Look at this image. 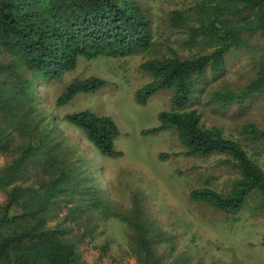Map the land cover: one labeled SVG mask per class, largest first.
I'll use <instances>...</instances> for the list:
<instances>
[{"label": "trees", "instance_id": "obj_1", "mask_svg": "<svg viewBox=\"0 0 264 264\" xmlns=\"http://www.w3.org/2000/svg\"><path fill=\"white\" fill-rule=\"evenodd\" d=\"M170 27L185 31L188 47L205 44L214 50L143 65L153 80L138 90L137 104L145 106L157 93L169 91L172 109L159 114V127L142 134L175 130L186 157L224 156L223 164L238 174L228 193L195 190L190 195L194 202L237 216L252 194L259 193V208L264 210V170L241 143L216 127L203 126L202 116L193 109L206 76H221L232 50L256 51L254 77L239 91L215 92V102L228 107L264 98V47L251 46L252 38L264 39V0H198L186 11L172 12ZM155 44L149 15L137 0H0V53L5 57L0 62V153L18 154L0 168V192L7 195L0 207V264H85L78 242L68 237L69 228L49 225L58 204L69 208L70 215L91 212L86 234L95 221L93 211L100 216L95 222L119 218L133 234L141 264H168L157 251V245L167 241L166 233L148 205L134 196L131 209L113 208L97 185L98 177L85 176L77 150L42 113L37 86L62 80L77 69L81 57L138 55ZM107 85L96 77L75 79L57 105L65 107L77 96L95 94ZM63 121L81 132L100 159L121 155L115 148L120 131L111 117L86 110L68 114ZM242 134L251 143H264V130L253 124ZM33 170L37 181L30 183Z\"/></svg>", "mask_w": 264, "mask_h": 264}, {"label": "rangeland", "instance_id": "obj_2", "mask_svg": "<svg viewBox=\"0 0 264 264\" xmlns=\"http://www.w3.org/2000/svg\"><path fill=\"white\" fill-rule=\"evenodd\" d=\"M147 11L155 34V46L147 53L126 57H81L74 72L62 80L37 84L40 109L54 127L63 134L81 161L85 176L98 177L97 185L107 194L116 211L132 208L134 196L142 199L150 213L166 233L167 241L157 245L168 264H264V210L259 208L261 195L254 193L245 209L237 216L216 211L209 205L194 202L191 193L204 188L228 193L238 174L226 167L224 156L189 158L184 155L175 130L143 135V131L160 126L159 114L170 111L171 92L161 91L147 105L136 102V93L152 82L143 65L178 55L193 58L214 49L205 44L195 48L186 45L187 34L170 27L171 13L188 10L198 0H137ZM251 46L264 47V39L254 37ZM252 51L232 50L226 56L225 72L213 78L207 75L194 101L193 109L202 116L207 128L216 127L223 134L241 143L249 156L264 170V143H251L242 134L247 125L264 130V98L248 100L243 105H218L215 92L239 91L254 77ZM5 57L0 53V62ZM100 78L108 85L101 91L77 96L65 107L58 98L75 79ZM111 117L120 131L115 148L117 158L100 159L96 150L81 132L63 121L64 116L82 111ZM20 143L19 139L16 145ZM161 156H164L161 159ZM18 157L16 152L0 153V168ZM37 181L33 170L30 183ZM7 195L0 192V207ZM70 204L69 207H73ZM61 204L49 216V225L68 227V237L78 242L85 264H141L134 250L132 232L119 218L92 212L95 221L86 234L87 211L79 216ZM74 216V217H72ZM75 216L80 218L74 221ZM93 229V230H92Z\"/></svg>", "mask_w": 264, "mask_h": 264}]
</instances>
